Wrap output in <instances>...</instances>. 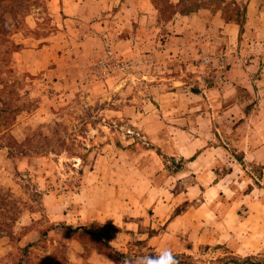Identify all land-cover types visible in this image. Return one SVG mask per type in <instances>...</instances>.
<instances>
[{"label": "rangeland", "instance_id": "rangeland-1", "mask_svg": "<svg viewBox=\"0 0 264 264\" xmlns=\"http://www.w3.org/2000/svg\"><path fill=\"white\" fill-rule=\"evenodd\" d=\"M179 1L2 2L0 264L264 260V0Z\"/></svg>", "mask_w": 264, "mask_h": 264}, {"label": "trees", "instance_id": "trees-1", "mask_svg": "<svg viewBox=\"0 0 264 264\" xmlns=\"http://www.w3.org/2000/svg\"><path fill=\"white\" fill-rule=\"evenodd\" d=\"M5 0H0V5ZM188 0H180L178 5L175 6V10L177 8H183V5L187 3ZM199 9V5L197 3H194L190 6H186L184 9L179 10V12L183 15H188L193 12H196ZM93 227H102V224L99 222H95ZM67 229L72 230L70 226H67ZM82 229V227H78L75 230H72L74 232H79ZM92 235H96L94 232H90ZM104 245L109 248L113 249V247L110 245L109 240H105ZM222 246H219L218 248H221ZM119 258H125L129 261H139L140 263H145L152 259H160L166 264H199L198 260H196L193 256L187 255L185 253L183 254H176L171 255V257L167 255H161L158 256L155 253L137 256L135 253H129V254H121L119 257H116L115 260L118 261ZM210 264H264V260L260 259L259 257L255 255L247 256V257H238L232 254H229L225 257L219 258L217 260H212Z\"/></svg>", "mask_w": 264, "mask_h": 264}, {"label": "built area", "instance_id": "built-area-1", "mask_svg": "<svg viewBox=\"0 0 264 264\" xmlns=\"http://www.w3.org/2000/svg\"><path fill=\"white\" fill-rule=\"evenodd\" d=\"M214 56L207 55L203 58V64L210 65L214 63ZM220 60L222 61L224 57H221ZM125 62L119 59H115L112 55L108 58H105L100 64H99V71H100V77H112L113 75H116L118 73H121L127 68Z\"/></svg>", "mask_w": 264, "mask_h": 264}, {"label": "crops", "instance_id": "crops-1", "mask_svg": "<svg viewBox=\"0 0 264 264\" xmlns=\"http://www.w3.org/2000/svg\"><path fill=\"white\" fill-rule=\"evenodd\" d=\"M138 1H141V0H138ZM131 6L133 5V4H130ZM136 6H138L137 4H136ZM244 75V76H243ZM243 75H242V77L241 78H239V80H234L233 79V81H229V84H224L223 85V83H222V88H223V91L225 90V89H233V88H238L239 86H241L242 85V83L243 84H245L247 87H250V89H256V86L258 87V89H259V92H262L263 91V89L262 88H264V75L262 74V78H260V79H257L256 81H254V84L252 83V81L251 80H253V78H252V76H251V74L250 73H247V72H244L243 73ZM229 76V75H228ZM232 76V75H231ZM218 90V89H217Z\"/></svg>", "mask_w": 264, "mask_h": 264}, {"label": "clouds", "instance_id": "clouds-1", "mask_svg": "<svg viewBox=\"0 0 264 264\" xmlns=\"http://www.w3.org/2000/svg\"><path fill=\"white\" fill-rule=\"evenodd\" d=\"M165 255L171 257V253L170 252H166Z\"/></svg>", "mask_w": 264, "mask_h": 264}]
</instances>
